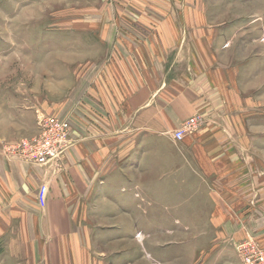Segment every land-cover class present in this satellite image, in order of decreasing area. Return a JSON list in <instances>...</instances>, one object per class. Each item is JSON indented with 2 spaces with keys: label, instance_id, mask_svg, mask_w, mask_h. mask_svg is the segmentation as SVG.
<instances>
[{
  "label": "rangeland",
  "instance_id": "obj_1",
  "mask_svg": "<svg viewBox=\"0 0 264 264\" xmlns=\"http://www.w3.org/2000/svg\"><path fill=\"white\" fill-rule=\"evenodd\" d=\"M96 1L0 0V208L30 205L32 193L37 204L36 196L43 197L47 186L39 183L40 176L48 170L47 176L65 175L69 165L76 166L84 128L79 93L88 80L104 77L105 60L110 61L109 56L102 61L101 55H85L99 42L92 32L101 29L134 41L124 44L133 49L129 61L135 62L137 72L149 71L145 81L159 83L167 93L196 85L204 120L212 116L234 147L241 179L250 187L246 193L256 191L260 199L251 202L260 206L250 215L252 226L243 228L245 237L231 247L227 235L206 227L211 222L205 214L206 194L198 198L199 212L186 214L174 209L177 202L188 212L196 200L163 197L161 183L153 179L160 177L158 172L153 171L150 182L153 191L144 197L141 183L107 180L108 162L100 173L105 182L87 203L85 194L78 195L79 183L67 184L71 206L81 203L86 214L78 218L84 223L78 241L65 248L66 264H246L238 249L246 240L254 243L247 253L258 252L264 259V0H118L117 7ZM86 57L94 60L78 77ZM47 117L65 121L69 147L41 166L12 154L17 143L19 151L22 143L28 150L37 146ZM140 152L138 158L153 164L164 165L169 155L165 150L145 156ZM119 154L127 158L125 151ZM14 165L22 167L18 171ZM140 165L131 168L132 178L143 173ZM70 170L78 173L77 168ZM118 170L126 176L124 165ZM115 186L118 191L129 189L124 196H131L117 204L111 199ZM95 206L99 208L93 213ZM196 222L201 229L192 230ZM12 249L0 240V264L18 263ZM58 258L55 253L49 264H62V256Z\"/></svg>",
  "mask_w": 264,
  "mask_h": 264
},
{
  "label": "crops",
  "instance_id": "obj_2",
  "mask_svg": "<svg viewBox=\"0 0 264 264\" xmlns=\"http://www.w3.org/2000/svg\"><path fill=\"white\" fill-rule=\"evenodd\" d=\"M99 1L103 7H117V3H120L118 0H98L96 4ZM104 21L107 20H102L103 25ZM91 36L99 42L94 44L92 51H86L85 55H101L102 61L109 56L110 61L105 60L107 71L103 74L104 77L88 80L82 93H79V118L84 125L79 134L82 143V149L78 150L79 160L76 166H68L65 175L47 176L50 172L48 170L46 175L40 176L42 179L40 178L39 183L44 181L47 186L43 187V197L36 196L39 203L35 204L36 198L32 193L30 205L21 203L23 205L0 208V240L4 239L13 248L17 264H49L53 262L54 259L50 258L55 253L59 258L62 256V264H66L63 258L66 255L65 248L70 247L72 241H78L76 237L83 223L78 218L79 215L86 214L81 203L77 207L71 206L72 196L67 184L79 183L78 195L85 194L87 203L97 195L98 184L105 182V176L100 173L110 162L111 174L107 180L110 179L112 183L120 180L127 185L141 183L144 197L145 192L153 191L150 182L152 176H155L153 171L158 172L160 177L153 179L161 183L158 192H164L165 195L161 196L176 200H196L195 206L192 205L188 212L183 210L186 206L177 202L174 209H180L186 214L198 213L200 193L206 194L208 209L205 214L210 216L211 221L206 227L221 231V236L227 235L233 247L232 243L245 237L243 228L252 226L249 222L250 215L255 214L254 211L260 204L254 201L253 205L251 199L257 200L260 196L256 191L247 195L246 191L250 187H247L246 178L241 179V162L237 153L233 155L234 147L211 120L212 116L204 120L205 116L201 113L203 111L199 108L201 101L196 85H185L186 87L182 86L175 92L167 93L159 83L154 85L145 81V76L150 74L148 70L142 69V73H138L135 62L129 61L134 52L131 48L128 50L125 44L132 43L131 38L124 34L120 38L105 30L101 32V29L99 33L92 32ZM146 59L143 56V60L147 61ZM93 60L85 58L80 64L81 72L78 77ZM193 116L199 117V125L187 130L181 140H175L174 131ZM140 149L143 156L155 150L168 151L169 155L164 160V165L153 164L145 157L138 158L137 152ZM123 151L126 152V159L119 154ZM137 164L143 166V173L132 178L131 168ZM122 165L126 167V176H119L118 168ZM6 167H10L9 164ZM21 167L14 165L13 169L19 171ZM73 168V173L75 168L78 169L75 175L70 170ZM57 185L58 191L54 187ZM128 188L131 189L130 186ZM127 192L131 191L126 188L118 191L115 186L111 199L117 204L123 202L131 196H124ZM98 208L95 206L93 213ZM164 208L171 209L167 206ZM129 211L134 213L132 209ZM133 228L132 225L128 229ZM195 228L201 229L198 222L192 224L191 229Z\"/></svg>",
  "mask_w": 264,
  "mask_h": 264
},
{
  "label": "built area",
  "instance_id": "obj_3",
  "mask_svg": "<svg viewBox=\"0 0 264 264\" xmlns=\"http://www.w3.org/2000/svg\"><path fill=\"white\" fill-rule=\"evenodd\" d=\"M197 125H199V117L193 116L188 118L182 123V126L174 131L173 137L175 140L179 141L187 130L195 128ZM68 132V127L65 121L47 117L41 122L37 146L28 150L26 147L29 146H25L22 143V149L19 151L20 146L17 143L13 146L14 148L12 151L15 153L12 154L20 156L22 159H25L30 164L36 166L48 164L52 158L66 149ZM250 246H254V243L250 240H246L238 246V249L243 252L244 257H246V264H254V262L257 261H263L264 259L262 258V255L258 252L247 253V247ZM245 254L249 255L251 258H247Z\"/></svg>",
  "mask_w": 264,
  "mask_h": 264
}]
</instances>
